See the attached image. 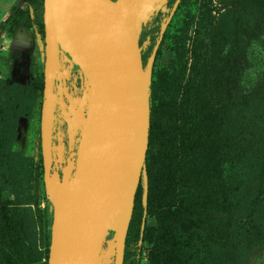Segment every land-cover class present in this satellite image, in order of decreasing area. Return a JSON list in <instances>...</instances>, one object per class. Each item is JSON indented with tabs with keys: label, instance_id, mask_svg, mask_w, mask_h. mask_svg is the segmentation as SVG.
<instances>
[{
	"label": "trees",
	"instance_id": "obj_1",
	"mask_svg": "<svg viewBox=\"0 0 264 264\" xmlns=\"http://www.w3.org/2000/svg\"><path fill=\"white\" fill-rule=\"evenodd\" d=\"M21 1L43 7V0ZM229 2L220 21L208 24L206 37L192 43L189 67L183 64L187 29L174 36L168 66L187 70L184 81L172 73L170 79L165 68L151 79L146 181L142 175L135 193L123 264H139L132 238L149 242V264H240L252 247L264 245V84L256 93L237 89L244 39L256 34L254 22L264 26V0ZM32 26L44 35L43 19L37 21L33 12L14 4L0 31L9 38L22 32L31 37ZM29 53L10 51L18 64ZM7 62L1 54L0 67ZM42 77L27 88L0 78V264H48L50 201L46 198L41 260L25 235L19 203L6 197L4 187L17 121L30 112L37 90L42 106L44 72ZM161 92L166 101L158 108L154 101ZM38 166L43 172L41 159ZM144 212L154 217L155 225L142 231Z\"/></svg>",
	"mask_w": 264,
	"mask_h": 264
},
{
	"label": "water",
	"instance_id": "obj_2",
	"mask_svg": "<svg viewBox=\"0 0 264 264\" xmlns=\"http://www.w3.org/2000/svg\"><path fill=\"white\" fill-rule=\"evenodd\" d=\"M139 1L43 0L40 141L44 190L53 208L48 264H99L103 241L114 230L113 264H123L135 193L142 175L146 181L149 88L156 50L144 64L136 36ZM77 7L82 11L84 51L64 38L61 30L66 8ZM61 52L82 73L87 97L84 107L78 108V123L73 124L76 134L80 126L81 131L64 193L53 189L52 181H61L51 177L53 121L62 94ZM76 109L69 107L72 113ZM146 194L145 183L144 203Z\"/></svg>",
	"mask_w": 264,
	"mask_h": 264
},
{
	"label": "rangeland",
	"instance_id": "obj_3",
	"mask_svg": "<svg viewBox=\"0 0 264 264\" xmlns=\"http://www.w3.org/2000/svg\"><path fill=\"white\" fill-rule=\"evenodd\" d=\"M178 4L174 9L176 3ZM230 0H204L205 7L202 8L203 0H185V3L180 5L181 0H150L149 4L145 3L144 7L138 8V23L136 28V36L138 39L140 53L143 63L146 64L149 57L156 47L153 63H152V80H156V73L161 69H167L168 77L172 79L171 73L178 76L180 80L186 79L187 70L185 73L179 72L176 65L168 66L173 53L169 50L172 45L174 36L182 33L187 29V40L185 47L187 54L183 64L189 67V49L194 41H199L206 37L208 33V24L212 22L217 24L223 15L226 14L229 8ZM15 0H0V26L8 16L11 6ZM19 5L33 12L36 15V20L43 19V7L34 9L29 7L22 1ZM142 13V14H141ZM201 23L198 24V20ZM166 24L163 34L160 39V32ZM258 28L256 34L252 37H245L244 54L239 63V76L237 89L241 93L258 92L264 84V26L258 22H254ZM28 32L31 37H27L26 33H20L23 39L26 40L25 45L20 44L22 38L20 34L14 38V50L21 49L29 50L30 53L21 63L14 60L10 54V42L0 31V55L4 54L8 58L6 65L0 67V78L9 80L10 83H17L23 88L29 87L30 81L35 79L37 82L43 80L42 72L44 71V35L36 32V27L32 26ZM159 44L157 42L159 41ZM163 43L161 44V40ZM159 49V52H158ZM178 67V65H177ZM77 69V68H75ZM173 76V77H174ZM71 87L75 89L74 95L83 93V88L80 86L85 80L82 73L78 71L75 75L72 74ZM37 95L33 99V104L30 112L18 119L16 125V138L12 146V154L9 160L7 182L4 187L6 197L13 199L19 203L20 214L24 219V232L39 258L43 260L44 251L46 248V224L44 222V209L46 207V194L43 184V172L39 169L41 154V141L37 134L40 132V90L36 91ZM180 97V96H179ZM166 95L161 92L155 97V105L159 108L162 103H165ZM88 108V106H87ZM86 108V110H87ZM69 109L67 108L66 111ZM81 109H76L73 112L70 122ZM79 112V113H77ZM87 114V112H86ZM85 114V116H86ZM62 119H66L65 110L61 112ZM79 120V115H77ZM78 123V122H77ZM76 123H72V126ZM74 128V126H73ZM81 126L77 134H75V143L80 136ZM62 185L64 183L59 182ZM65 186V185H64ZM41 216V219H40ZM155 225V219L152 215H146L145 226L148 229ZM115 230L111 234L106 235L102 244V250L99 257V264L114 263L115 249ZM135 248V253L138 256L139 264H149L148 249L150 244L146 240L135 241L132 238L131 242ZM240 264H264V245L252 247L240 260Z\"/></svg>",
	"mask_w": 264,
	"mask_h": 264
},
{
	"label": "built area",
	"instance_id": "obj_4",
	"mask_svg": "<svg viewBox=\"0 0 264 264\" xmlns=\"http://www.w3.org/2000/svg\"><path fill=\"white\" fill-rule=\"evenodd\" d=\"M72 74L73 73L70 70H65L64 66H61L60 79L62 82V94L60 97L61 105L59 107V118L55 126V144L53 148L52 162L53 173L51 177L52 179H56L62 183H67L70 176L72 175L75 158L76 131L69 122V119L73 113L69 110L66 111V109H69L70 106H73L77 109L83 108L87 103V97L82 92L71 97V94L75 92V89L71 87ZM64 110L66 119H62L61 116V112Z\"/></svg>",
	"mask_w": 264,
	"mask_h": 264
},
{
	"label": "bare ground",
	"instance_id": "obj_5",
	"mask_svg": "<svg viewBox=\"0 0 264 264\" xmlns=\"http://www.w3.org/2000/svg\"><path fill=\"white\" fill-rule=\"evenodd\" d=\"M149 2L150 0H140L138 8L144 7L145 3H147L148 5ZM138 22L139 21L137 18L136 28H137ZM61 30H62V36L64 38H66L72 45H74L79 50L84 51V47H83L84 27H83L82 11L79 7L75 9L66 8L65 23ZM20 36L22 37V38H19L21 40L20 44H22V41L25 38H23L24 35L22 34H20ZM77 115H79L80 117V113ZM77 115L73 119L72 123H77L79 121ZM64 185H62L59 182H56L55 180L52 181V187L56 192L64 193L66 190V184Z\"/></svg>",
	"mask_w": 264,
	"mask_h": 264
},
{
	"label": "crops",
	"instance_id": "obj_6",
	"mask_svg": "<svg viewBox=\"0 0 264 264\" xmlns=\"http://www.w3.org/2000/svg\"><path fill=\"white\" fill-rule=\"evenodd\" d=\"M20 1L21 0H15L14 4L19 5L18 2H20ZM7 38H8V41L10 42V46H11L10 49L14 50L13 48H16V47H14V43H13L14 38H9V37H7ZM25 39H26V36H25ZM25 43H26V40L22 41L23 46L25 45ZM61 66H64L65 70H70L75 75L78 73V69H75L76 68L75 65L72 63V61L65 54L61 55ZM80 86H82L83 90H85V80L82 82V84Z\"/></svg>",
	"mask_w": 264,
	"mask_h": 264
},
{
	"label": "flooded vegetation",
	"instance_id": "obj_7",
	"mask_svg": "<svg viewBox=\"0 0 264 264\" xmlns=\"http://www.w3.org/2000/svg\"><path fill=\"white\" fill-rule=\"evenodd\" d=\"M22 33H24V32H22ZM18 34H20V33H18ZM26 35H27V34H26ZM16 36H17V35H16ZM14 38H15V37H14ZM16 50H24V49H16ZM28 51H29V50H28ZM62 54H64V53H62V52L60 53V63H61V55H62ZM65 55H66V54H65ZM66 56H67V55H66ZM55 90H56V89H55ZM58 116H59V111H58Z\"/></svg>",
	"mask_w": 264,
	"mask_h": 264
}]
</instances>
